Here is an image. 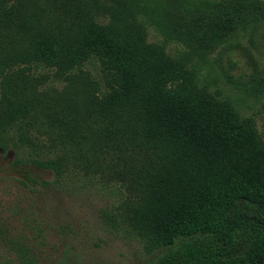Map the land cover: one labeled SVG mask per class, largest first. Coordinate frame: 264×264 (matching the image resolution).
I'll return each instance as SVG.
<instances>
[{"label":"trees","instance_id":"trees-1","mask_svg":"<svg viewBox=\"0 0 264 264\" xmlns=\"http://www.w3.org/2000/svg\"><path fill=\"white\" fill-rule=\"evenodd\" d=\"M153 13L135 0H0V148H57L34 160L55 183L80 171L122 190L100 217L159 251L146 264H264L263 137L167 51L182 40Z\"/></svg>","mask_w":264,"mask_h":264},{"label":"rangeland","instance_id":"rangeland-1","mask_svg":"<svg viewBox=\"0 0 264 264\" xmlns=\"http://www.w3.org/2000/svg\"><path fill=\"white\" fill-rule=\"evenodd\" d=\"M135 1L178 33L182 41L169 42L167 51L186 55L199 84L231 100L243 117L256 122L264 140V0H235L212 8L184 0ZM147 28L150 42L162 41L154 27ZM86 68L97 76L92 66ZM49 85L61 88L62 83L50 80ZM14 142L18 144L16 138ZM57 154V148L51 153L48 147L0 148V259L24 264L18 258L24 254L26 264L153 260L159 251L149 254L126 227L115 230L100 217L102 209L119 205L122 190L80 171L58 184L53 171L34 163Z\"/></svg>","mask_w":264,"mask_h":264}]
</instances>
